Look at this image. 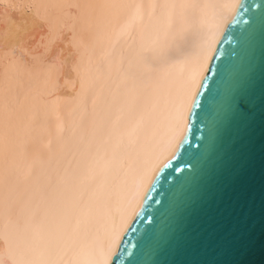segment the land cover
<instances>
[{
	"label": "bare ground",
	"instance_id": "6f19581e",
	"mask_svg": "<svg viewBox=\"0 0 264 264\" xmlns=\"http://www.w3.org/2000/svg\"><path fill=\"white\" fill-rule=\"evenodd\" d=\"M241 3L0 0V252L7 236L19 258L86 264L119 232L114 259Z\"/></svg>",
	"mask_w": 264,
	"mask_h": 264
},
{
	"label": "water",
	"instance_id": "95a60500",
	"mask_svg": "<svg viewBox=\"0 0 264 264\" xmlns=\"http://www.w3.org/2000/svg\"><path fill=\"white\" fill-rule=\"evenodd\" d=\"M169 157L116 264H264V0H242Z\"/></svg>",
	"mask_w": 264,
	"mask_h": 264
},
{
	"label": "snow or ice",
	"instance_id": "6c2138e0",
	"mask_svg": "<svg viewBox=\"0 0 264 264\" xmlns=\"http://www.w3.org/2000/svg\"><path fill=\"white\" fill-rule=\"evenodd\" d=\"M32 5H29L31 7ZM15 7V5H13ZM72 7H75L77 9L80 8H86V9H92L94 7H97L96 5H91V4H86V5H73ZM138 7V6H136ZM224 22H221V26H223ZM19 38L22 39V36ZM46 37L41 36V40H44ZM48 40L49 43H55L56 39L58 37L53 35V25L49 22L48 23ZM184 48H185V39L184 37L177 33L172 37V42L167 46L166 53L170 57L176 58L179 57L184 53ZM51 50V49H49ZM204 59H208L207 53L204 54ZM11 77L6 73L5 74V80L10 81ZM81 88H84V83L82 81L81 83ZM10 91V90H9ZM192 103H195V96H192ZM189 111H191V104L189 105ZM12 101L9 97L7 96H0V117L6 119L11 122L12 118ZM183 119V114L182 112L180 113V120ZM175 158V152L173 153L172 156L169 157V160ZM182 161H178V163H181ZM167 165V162L161 164V167H165ZM158 171V169H157ZM145 178L147 179L148 183L151 184L152 180L155 179V174L152 173L149 175L148 173L145 174ZM120 235L119 232L114 233L113 237L110 240L108 250L104 253L101 254V257L99 259L95 260H90L86 262V264H116V261L112 259L113 256V245L116 243V237ZM3 245H4V251L0 252V264H56L55 261H38V260H33V259H24V258H19L24 255L23 250L17 246L16 248H13V245L9 238L5 236L3 240Z\"/></svg>",
	"mask_w": 264,
	"mask_h": 264
}]
</instances>
